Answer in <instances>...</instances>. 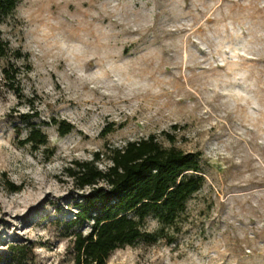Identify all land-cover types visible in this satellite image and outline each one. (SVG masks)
<instances>
[{
  "label": "rangeland",
  "instance_id": "374dc122",
  "mask_svg": "<svg viewBox=\"0 0 264 264\" xmlns=\"http://www.w3.org/2000/svg\"><path fill=\"white\" fill-rule=\"evenodd\" d=\"M0 32L1 251L23 243L28 264H74L91 221L75 222L87 189L64 168L151 134L168 146L165 132L200 154L204 184L165 239L106 264H264V0H18ZM23 115L45 146L22 144Z\"/></svg>",
  "mask_w": 264,
  "mask_h": 264
},
{
  "label": "trees",
  "instance_id": "16d2710c",
  "mask_svg": "<svg viewBox=\"0 0 264 264\" xmlns=\"http://www.w3.org/2000/svg\"><path fill=\"white\" fill-rule=\"evenodd\" d=\"M18 0H0V25L12 15ZM8 46L0 32V58L6 56ZM3 78L9 89L20 90L16 71L3 69ZM30 109V105H29ZM28 121V133L22 144L37 149L48 142L40 126ZM58 133L66 135L73 129L67 121L51 119ZM106 128L103 135L109 133ZM169 145H163L151 134L128 140L121 146H105L94 152L90 160L73 161L64 168V174L80 190L87 189L77 204L75 222L91 221L87 234L73 236L74 264H106L111 253L139 240L153 243L165 239V227L176 224L186 209V202L204 184L202 161L198 152H186L174 146L172 135L163 132ZM106 161L104 168L97 163ZM9 190L19 186L8 182ZM153 216L162 225L150 232L145 229L147 217ZM32 246L23 243L8 244L0 250V264H28L32 261Z\"/></svg>",
  "mask_w": 264,
  "mask_h": 264
}]
</instances>
